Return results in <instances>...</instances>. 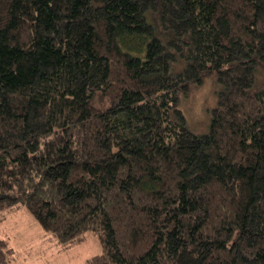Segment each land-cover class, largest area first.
<instances>
[{
  "label": "trees",
  "instance_id": "trees-1",
  "mask_svg": "<svg viewBox=\"0 0 264 264\" xmlns=\"http://www.w3.org/2000/svg\"><path fill=\"white\" fill-rule=\"evenodd\" d=\"M211 74L195 133L180 99ZM19 202L64 248L94 231L86 264H264V0H0V213Z\"/></svg>",
  "mask_w": 264,
  "mask_h": 264
},
{
  "label": "rangeland",
  "instance_id": "rangeland-1",
  "mask_svg": "<svg viewBox=\"0 0 264 264\" xmlns=\"http://www.w3.org/2000/svg\"><path fill=\"white\" fill-rule=\"evenodd\" d=\"M216 76H206L189 93L182 95L180 108L187 119V126L195 133L209 130L212 109L216 105L218 81ZM95 103L106 107L108 100L97 96ZM0 238L7 242L8 264H86L87 259L102 252L99 236L92 230L86 231L82 239L69 248H64L19 202L0 213Z\"/></svg>",
  "mask_w": 264,
  "mask_h": 264
}]
</instances>
